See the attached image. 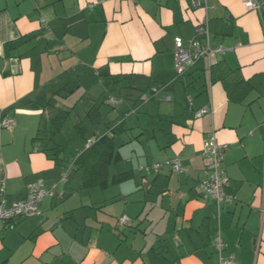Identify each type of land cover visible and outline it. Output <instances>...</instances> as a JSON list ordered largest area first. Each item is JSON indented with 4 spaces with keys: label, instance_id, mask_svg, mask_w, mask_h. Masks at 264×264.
Returning a JSON list of instances; mask_svg holds the SVG:
<instances>
[{
    "label": "crops",
    "instance_id": "crops-1",
    "mask_svg": "<svg viewBox=\"0 0 264 264\" xmlns=\"http://www.w3.org/2000/svg\"><path fill=\"white\" fill-rule=\"evenodd\" d=\"M244 2L0 0V120L16 121L0 127V202L25 199L38 179L61 196L45 197L41 215L0 223V264H220L218 228L224 257L264 264V0L253 10ZM178 36L186 46L224 48L211 73L197 63L178 74ZM59 89L66 119L82 104L77 124L93 132L81 127L86 142L141 131L122 140L136 158L114 172L133 170L132 185L80 189L82 174L75 186L63 180L62 151L48 156L35 140ZM142 92L147 100H137ZM206 105L211 111L196 117ZM132 109L143 116L126 125ZM210 133L228 145L223 167L234 200L221 206L199 189ZM176 156L181 172L138 171ZM122 215L130 220L118 228Z\"/></svg>",
    "mask_w": 264,
    "mask_h": 264
},
{
    "label": "built area",
    "instance_id": "built-area-1",
    "mask_svg": "<svg viewBox=\"0 0 264 264\" xmlns=\"http://www.w3.org/2000/svg\"><path fill=\"white\" fill-rule=\"evenodd\" d=\"M189 2L193 7H203L207 4L208 0H184ZM245 6L248 10L256 9L259 6V0H245ZM208 34V30H206ZM224 53L222 46L211 48L208 43L206 46H202L198 41H190L189 45H185V41L182 37L175 38V68L179 75H184L188 69L196 65L199 61H203L205 70L211 73L212 69L217 63V57ZM143 100H147L148 97H142ZM111 101L114 99L111 98ZM188 100L191 102V95L188 96ZM211 111L209 105L203 106L199 110L195 111L196 117H202ZM16 121L13 117L4 116L0 120V127L6 129L14 128ZM91 145V140L88 141L87 146ZM228 150L227 144H221L217 141L216 135L210 133L203 148L202 155L206 162V177L199 182V189L211 197L218 206L226 203H231L234 200V195L226 191L227 179L224 176L223 162L225 159V153ZM73 165L66 168L63 173V180H66L69 175L70 169ZM170 168L174 172H181L184 170V166L179 157H173L160 162H154L148 165H141L140 170L144 173L159 172L163 168ZM6 190L5 184L0 186V195H4ZM57 197L61 196L55 191V187H47L43 179H38L35 182L29 184L27 197L23 200L13 203L12 205H6L4 202H0V223L12 220L15 217H32L42 214L41 203L45 197ZM130 218L127 215H122L118 218L117 227L123 228ZM215 244L219 251L221 258L220 264H234L233 256L224 257L223 251L225 248L224 239L221 234L220 228L217 229L215 235Z\"/></svg>",
    "mask_w": 264,
    "mask_h": 264
},
{
    "label": "trees",
    "instance_id": "trees-1",
    "mask_svg": "<svg viewBox=\"0 0 264 264\" xmlns=\"http://www.w3.org/2000/svg\"><path fill=\"white\" fill-rule=\"evenodd\" d=\"M199 68L204 71V63ZM73 92L74 91H70L67 92V94H72ZM54 94H57L60 97L65 95L62 94L61 89L55 91ZM143 94V92L139 93L137 100L142 98ZM48 104H50V101H48ZM131 112H135V109L129 110L126 113L131 114ZM81 127L87 131L86 127H83L81 124L75 125L79 135L84 137L86 134L84 131H82ZM54 134L55 133H53L51 136H48L47 138L41 135L36 137L35 140H41L43 145L42 150L46 152L48 156L57 158V155L63 151L66 146H63L59 143L49 145L50 142L55 141L53 138ZM90 140L91 145L85 147L77 155H74L73 161L70 164V166L73 165V167L70 169L69 175L72 172L82 173V180L79 187L80 189L93 187L107 189L111 185L120 184L133 178V170H127L115 175H110L109 173L108 168L111 165L122 161V155L119 151L122 144H118L114 134L106 131L103 134L96 136L95 139Z\"/></svg>",
    "mask_w": 264,
    "mask_h": 264
},
{
    "label": "rangeland",
    "instance_id": "rangeland-1",
    "mask_svg": "<svg viewBox=\"0 0 264 264\" xmlns=\"http://www.w3.org/2000/svg\"><path fill=\"white\" fill-rule=\"evenodd\" d=\"M202 64H203V61H199L197 65L202 66ZM97 85H99V84H97ZM93 91L97 92L98 86H95ZM83 92H85V91H83ZM83 92L80 90L79 92L74 94L73 97H71L70 101L72 103H75L80 98L81 94H83ZM39 94H41V93H39ZM108 94L109 93H106L105 96H108ZM84 101L87 102V99H85ZM51 105L52 106L47 107V109L45 111V115H44L45 116V122L43 124V128H42L43 130L41 133L46 138L48 136H51L53 133H55L53 136L55 141H53V142L59 143L63 146H66L64 148V151H62V153H61V157L65 158L62 161L65 162L64 163L65 168H68L73 161L74 155H77L79 153L78 150L84 149L85 147H87V144H88V142H86V140L82 139V137L79 135V133L77 132V130L75 128V125L77 123L81 122V120L82 121L84 120V119L79 118V115L82 111L83 106L80 103L79 106L69 116V118L66 119L65 113H64V111H62L61 97L59 95L54 94V98H53ZM116 114H117V112L116 113L114 112V115H116ZM139 115H140V117L143 116L142 111L140 113L131 112V114L130 113H123V117H124V119H126V125L132 124L135 119H137L135 121L138 122L137 116H139ZM89 121H90V119H89ZM90 126H92V125H90ZM88 131H89L88 135H91V137H92L93 132H92V129L90 127H88ZM140 132L141 131H139L137 128L132 130V131H129L128 134H127V132H125V134L122 135L121 138L117 137L118 144L121 145L122 140H126V139L128 140L131 137L134 138ZM128 145L129 144L121 147V150L124 154V158L122 161L111 166L109 171L111 172L112 175L115 174L114 172H120L124 168H127V166H131V164L129 165V163L126 159L129 156L135 157V153H133L131 147H127ZM140 166L141 165L137 166L138 171H141ZM81 174H82L81 172H72L68 177L69 185L75 186V184H78V182H80L79 180H80ZM136 174L139 175V172L136 171ZM133 182H134V180H130L129 182H127L125 184L124 187H128V185H132ZM115 189H117V188H115ZM119 208L120 207L116 206V208H114L113 212H118ZM136 223H138V222H136Z\"/></svg>",
    "mask_w": 264,
    "mask_h": 264
}]
</instances>
